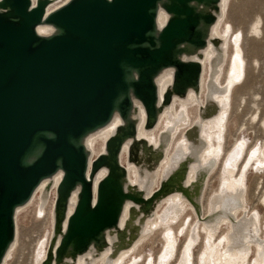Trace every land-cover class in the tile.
<instances>
[{
    "label": "bare ground",
    "instance_id": "bare-ground-1",
    "mask_svg": "<svg viewBox=\"0 0 264 264\" xmlns=\"http://www.w3.org/2000/svg\"><path fill=\"white\" fill-rule=\"evenodd\" d=\"M70 1L30 0V9L44 5V16L34 27L40 39L60 34L48 18ZM3 2L0 0V15L17 23L19 18ZM227 3L228 0L189 3L196 26L189 38L175 40L165 64L151 76L153 109L135 96L133 83L139 71L126 68L128 90L119 96L108 121L73 141L83 148L86 157L84 176L91 188L90 209L100 206L99 181L109 179L102 191V205L116 210V223L105 227L82 248L75 241L67 244L68 220L80 201L81 183L64 185L65 172L58 167L41 178L30 197L14 208L13 237L0 264H8L14 256L19 244L17 216L30 205H34L36 218L46 216V212L51 218V230L45 235L49 238H39L34 244L31 264H170L180 236L184 241L175 264H192V249L200 230L204 252L200 247L196 264H246L250 244L256 250L252 264H264V223L257 210L244 212L249 169L255 174L264 173V142L249 145L242 136L223 153L231 92L243 82L245 68L238 47L242 33L218 32ZM172 5V0H159L152 8L154 25L143 47L150 46V39L155 48L160 46L161 32L176 18ZM260 22L257 17L250 27L253 34L260 32ZM257 123L264 127V118L258 116ZM41 150L40 145L32 149L24 164L34 163ZM219 162L218 187L206 199V217L200 218L204 191ZM187 207L201 221L191 223L185 240L190 225L180 220ZM221 223L228 227L224 246L221 237L214 242ZM158 228H167L163 234L165 243L159 242L160 250L153 260L150 254L140 253V246ZM259 230L263 236L258 235ZM221 246L223 250L219 251Z\"/></svg>",
    "mask_w": 264,
    "mask_h": 264
},
{
    "label": "water",
    "instance_id": "water-1",
    "mask_svg": "<svg viewBox=\"0 0 264 264\" xmlns=\"http://www.w3.org/2000/svg\"><path fill=\"white\" fill-rule=\"evenodd\" d=\"M157 1L72 0L48 18L60 34L40 39L34 27L44 16L43 3L30 9V0H4L19 21L0 15V258L13 237L14 208L58 167L65 172L64 185L81 183L80 201L68 220L67 244L75 241L82 248L116 223V210L102 205L109 179L99 184L100 206L90 209L86 157L73 141L108 121L128 90L126 68L139 71L135 96L153 109L151 76L165 64L175 40L189 38L197 23L192 0H172L176 18L161 32L160 46L155 48L150 39V46L143 47ZM38 145L40 156L25 165Z\"/></svg>",
    "mask_w": 264,
    "mask_h": 264
},
{
    "label": "rangeland",
    "instance_id": "rangeland-1",
    "mask_svg": "<svg viewBox=\"0 0 264 264\" xmlns=\"http://www.w3.org/2000/svg\"><path fill=\"white\" fill-rule=\"evenodd\" d=\"M257 17L261 18V22L258 26L260 32L258 34H253V32H251L250 27L252 26V24L254 23ZM231 31L242 33V42L238 43L239 45L238 47L242 52V59L244 61L245 68H244L243 82L232 89L230 96V110L226 123V132L224 136V152H223L224 154H226L230 150V148L235 143L239 142V139L242 138L247 139L248 142H250L248 143L249 145L252 144L259 145L262 142H264L263 123L260 124L257 123L258 116L261 119L264 118V0H228L224 20L221 23L218 32L220 34H223L224 32L229 34V32ZM222 157L220 159H222ZM220 162L218 163L219 166H216L215 168L216 169L214 171L215 173H213L214 176L212 174L210 177L212 180L209 179L208 185L204 191L205 194L203 196L204 198L202 199V208H201L202 210H201L200 218L206 217L205 207H207L208 197L211 195L212 192H214L217 189L216 187H218L217 186L219 180L218 176L220 175V172L217 171H220L219 170ZM241 163L242 160L239 163L236 173H238ZM252 170L253 169H249V173H248L249 178L246 181L247 182L246 197H245L246 208L244 209V212L245 214H249L257 210V212L260 214V217L262 218L261 220L263 221L262 222L263 225L264 173L255 174V171ZM103 180L104 178L99 181V184ZM24 209L23 211L21 210L17 216V223L19 229V244L18 247L16 248V252L14 256L9 258L8 264H31V255H32L31 252L33 251L34 246L36 245L38 239L40 238L41 240L42 238H49L46 237L45 235L51 230L50 214L47 215L46 212V216L42 218H36L34 215V205H30L29 207H27L25 209L26 211ZM191 215H192V211L189 207H187L185 208L184 217H182V219L180 220L181 222L187 221L188 225H190L187 230L185 240L187 238L189 229L192 226V224H196L197 222L199 224L201 221L196 219L194 215L192 216ZM180 221L177 224H180L181 223ZM168 228H171V226ZM166 229L167 228L156 229L147 238L146 243L145 242L142 243V245L140 246L141 248L140 253H142V255L150 254L152 259L155 260L154 257L156 258V255L160 250L159 242L165 243V240H163V234L166 231ZM218 229L219 230H217L215 234L214 242L217 243L218 239L221 237L222 241L220 242H222V246H224V244L226 243L225 235L228 234L227 224L221 223ZM199 234H200V238L198 239L197 243L194 245L195 246L193 247L194 250L192 249V264L197 263L196 260H198L200 247L202 248L203 246V252H204L203 232L200 230ZM259 234L260 236H263V231L259 230L258 235ZM182 237L184 238V236H180L177 249L170 261V264H175L178 260L179 257L178 252H180V249L182 248V244L184 241ZM200 243L202 245H200ZM222 246L220 247L219 251L223 250ZM196 251L198 252V254ZM255 257H256L255 247L253 244H250L248 255L246 257V264H252Z\"/></svg>",
    "mask_w": 264,
    "mask_h": 264
}]
</instances>
